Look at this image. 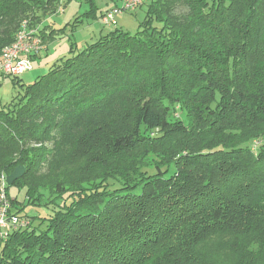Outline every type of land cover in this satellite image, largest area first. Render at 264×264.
<instances>
[{"label": "trees", "instance_id": "obj_1", "mask_svg": "<svg viewBox=\"0 0 264 264\" xmlns=\"http://www.w3.org/2000/svg\"><path fill=\"white\" fill-rule=\"evenodd\" d=\"M145 5L135 34L101 36L0 109L1 178L78 118L110 130L96 153L91 132L72 139L76 175L51 179V162L49 180L4 185L40 211L11 208L28 226L0 264H264V0ZM34 8L0 0V53Z\"/></svg>", "mask_w": 264, "mask_h": 264}, {"label": "rangeland", "instance_id": "obj_2", "mask_svg": "<svg viewBox=\"0 0 264 264\" xmlns=\"http://www.w3.org/2000/svg\"><path fill=\"white\" fill-rule=\"evenodd\" d=\"M10 5L16 6L25 2L31 8L39 4V8L32 9L31 12L21 14L22 23L26 22L27 26L36 31L35 33L41 39L42 49L37 56L31 58L33 69L22 74L17 79L0 74V109L4 108L13 98L22 94V89L26 86L33 85L40 77L46 75L50 69L59 65L66 58L72 57L79 53L86 46L97 42L101 36L109 32L120 29L130 34H135L141 29V24L146 18L147 5L139 8L136 12H121L114 15V23L109 27L102 23L103 16L112 12L114 8H121L120 0H7ZM17 14V13H16ZM44 29L45 35L39 31ZM15 79V80H14ZM17 82V83H16ZM91 120L88 118H78L66 130H61L59 134L47 135L49 139L42 145L44 148L41 157L32 160L33 169L29 170L30 161L23 159L17 166H24L27 170L26 176L31 180L41 181L49 180L48 176L43 177L48 170L49 164L52 162L55 169L51 170L50 178L58 179L63 176H74L83 171L88 166L86 157L83 153L75 149L81 144L89 132L95 135L92 140V152L96 153V142L103 141L106 134L109 133L107 125L96 130L89 129ZM19 133L13 132L16 140H21L26 133L25 125L19 127ZM72 139L78 140L76 144L70 145ZM41 147V146H40ZM29 148H38L36 145H30ZM43 155V156H42ZM38 156V151L36 155ZM45 159V160H44ZM10 160H20L15 154ZM44 160V161H43ZM46 163V164H44ZM52 163L50 165H52ZM16 166V167H17ZM62 166H67L63 167ZM15 167V168H16ZM48 173V172H47ZM80 175V174H78ZM6 177V175H5ZM5 182V178L0 177V184ZM13 197L17 194L16 187H12L9 191ZM18 200H24L23 192L17 194ZM24 205V204H23ZM14 205L13 208H24L23 212L40 211V207ZM11 207V208H12ZM15 210V209H14ZM29 215V213H28ZM29 218L31 219L30 215ZM222 262L232 264L219 255Z\"/></svg>", "mask_w": 264, "mask_h": 264}, {"label": "built area", "instance_id": "obj_3", "mask_svg": "<svg viewBox=\"0 0 264 264\" xmlns=\"http://www.w3.org/2000/svg\"><path fill=\"white\" fill-rule=\"evenodd\" d=\"M121 8H114L112 12L103 16L102 23L110 26L114 23V15L121 12L133 13L143 7L149 0H120ZM16 34L12 44L4 47L0 53V74L17 78L33 69L31 58L42 49L41 39L31 30L27 23ZM5 182L0 187V240L5 241L10 234L28 226L25 218L15 214L11 209L10 201L3 189Z\"/></svg>", "mask_w": 264, "mask_h": 264}, {"label": "water", "instance_id": "obj_4", "mask_svg": "<svg viewBox=\"0 0 264 264\" xmlns=\"http://www.w3.org/2000/svg\"><path fill=\"white\" fill-rule=\"evenodd\" d=\"M25 172L26 169L24 166H17L11 174L5 177V186L11 187L14 182L24 176Z\"/></svg>", "mask_w": 264, "mask_h": 264}, {"label": "crops", "instance_id": "obj_5", "mask_svg": "<svg viewBox=\"0 0 264 264\" xmlns=\"http://www.w3.org/2000/svg\"><path fill=\"white\" fill-rule=\"evenodd\" d=\"M39 53H40V52H39ZM39 53H38V54H39ZM38 54H36L35 56H37ZM33 57H34V56H33Z\"/></svg>", "mask_w": 264, "mask_h": 264}]
</instances>
